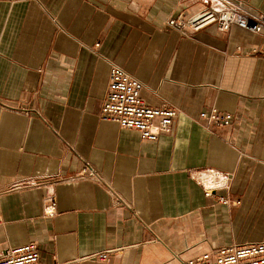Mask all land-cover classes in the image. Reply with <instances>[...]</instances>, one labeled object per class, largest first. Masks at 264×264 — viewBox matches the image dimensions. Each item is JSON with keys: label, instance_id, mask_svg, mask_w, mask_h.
Segmentation results:
<instances>
[{"label": "crops", "instance_id": "obj_1", "mask_svg": "<svg viewBox=\"0 0 264 264\" xmlns=\"http://www.w3.org/2000/svg\"><path fill=\"white\" fill-rule=\"evenodd\" d=\"M236 1L264 15V0ZM203 4L0 0V258L34 242L40 264H178L264 240V54L250 53L264 36L165 27ZM110 63L146 105L179 110L169 134L100 118ZM211 108L231 126L202 128ZM205 169L228 176L209 198L190 177Z\"/></svg>", "mask_w": 264, "mask_h": 264}, {"label": "built area", "instance_id": "obj_2", "mask_svg": "<svg viewBox=\"0 0 264 264\" xmlns=\"http://www.w3.org/2000/svg\"><path fill=\"white\" fill-rule=\"evenodd\" d=\"M228 33L234 27L246 32L264 36V15L252 10L247 4L236 0H204L202 8L190 16L170 17L165 22L167 29L174 30L180 36L191 38L210 25ZM95 44L94 48H98ZM251 55H263L264 45L252 49ZM142 84L117 65L110 63L107 90L100 108V118L116 123L121 129L134 130L142 140L156 141L160 136L170 133L179 110L163 102L158 107L146 105L140 97ZM196 122L208 132L216 128H228L232 124V115L222 113L215 108L198 114ZM84 173L80 172V175ZM88 175L93 176V172ZM205 197L226 187L228 176L224 173L205 169L190 174ZM217 202L227 204V199L216 196ZM56 211L54 200L44 206L46 217H53ZM113 250L94 253L88 258L107 262ZM0 264H40L38 247L34 242L9 249L0 258ZM178 264H264V240L243 245L231 244L218 247L210 252L181 261Z\"/></svg>", "mask_w": 264, "mask_h": 264}]
</instances>
